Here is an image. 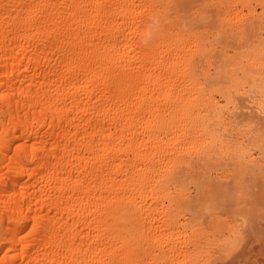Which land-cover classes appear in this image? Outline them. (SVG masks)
<instances>
[{"label": "bare ground", "instance_id": "6f19581e", "mask_svg": "<svg viewBox=\"0 0 264 264\" xmlns=\"http://www.w3.org/2000/svg\"><path fill=\"white\" fill-rule=\"evenodd\" d=\"M0 264H264V0H0Z\"/></svg>", "mask_w": 264, "mask_h": 264}]
</instances>
